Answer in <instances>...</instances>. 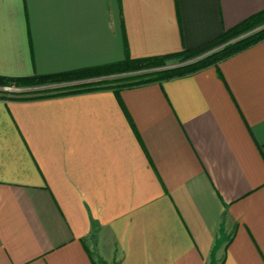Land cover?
Wrapping results in <instances>:
<instances>
[{
    "label": "crops",
    "instance_id": "0c3cea01",
    "mask_svg": "<svg viewBox=\"0 0 264 264\" xmlns=\"http://www.w3.org/2000/svg\"><path fill=\"white\" fill-rule=\"evenodd\" d=\"M264 0H0V75L180 52ZM0 264H264V40L163 83L0 98Z\"/></svg>",
    "mask_w": 264,
    "mask_h": 264
},
{
    "label": "trees",
    "instance_id": "16d2710c",
    "mask_svg": "<svg viewBox=\"0 0 264 264\" xmlns=\"http://www.w3.org/2000/svg\"><path fill=\"white\" fill-rule=\"evenodd\" d=\"M263 25L264 10L246 19L236 27L224 31L218 37L204 44L192 48H183L177 53L141 58L127 56L123 60L117 62L59 73L34 74L24 77H8L0 75V87L2 88L14 87L15 89H21L52 84H65L56 87L57 89L54 90L45 88L43 90H38L41 92L34 91L32 96H27L23 94V92L16 94L10 91L1 90L0 98L29 99L52 97L103 88H111L118 93L124 88H131L150 83H163L166 80L196 73L211 66L218 67L221 61L264 40V28H262L234 43L231 42L241 35L249 33ZM207 53L210 54L205 56ZM194 59L197 60L183 66L110 80V76L139 73L144 70L164 67L169 65V62L172 60L184 63Z\"/></svg>",
    "mask_w": 264,
    "mask_h": 264
},
{
    "label": "rangeland",
    "instance_id": "374dc122",
    "mask_svg": "<svg viewBox=\"0 0 264 264\" xmlns=\"http://www.w3.org/2000/svg\"><path fill=\"white\" fill-rule=\"evenodd\" d=\"M262 28H264V25L261 26V27H259V28H257V29H255V30H253V31H251V32H249V33H245V34L241 35L240 37H238L237 39H235V40H233V41H231V42L234 43V42H236V41H238V40H240V39H242V38H245L246 36H248V35H250V34H253V33L259 31V30L262 29ZM208 54H210V53L205 54V56L208 55ZM197 59H199V58H197ZM197 59H194V60H191V61H187V62H188V63H191V62H193V61H195V60H197ZM178 63H180V62H178L177 60H172V61L169 62V65H170V64H178ZM138 74H142V73H130V74H121V75L110 76V80H112V79L124 78V77L132 76V75H138ZM56 87H58V86H53V87L50 88V89H52V90L57 89ZM7 89H8V90H4V91H10V92H13V93H16V94H17V93H21V92H23V94H25V95H27V96H32L34 91L41 90V89H38V90L22 91V90H19V89H17V88L15 89L14 87L7 88ZM42 90H43V89H42ZM0 91H1V90H0ZM38 92H41V91H38ZM38 92H37V93H38Z\"/></svg>",
    "mask_w": 264,
    "mask_h": 264
},
{
    "label": "water",
    "instance_id": "95a60500",
    "mask_svg": "<svg viewBox=\"0 0 264 264\" xmlns=\"http://www.w3.org/2000/svg\"><path fill=\"white\" fill-rule=\"evenodd\" d=\"M188 64V62H184V63H178V64H170L164 67H159V68H155V69H149V70H144L141 71L139 73H149V72H158V71H162V70H166V69H171L174 67H179V66H183ZM60 85H65V84H52V85H45V86H36V87H27V88H21L19 90L22 91H30V90H38V89H45V88H52L53 86H60ZM0 90H8L7 88H2L0 87Z\"/></svg>",
    "mask_w": 264,
    "mask_h": 264
}]
</instances>
